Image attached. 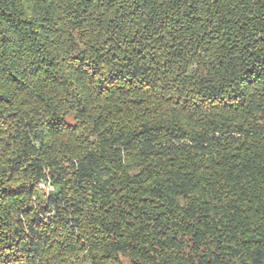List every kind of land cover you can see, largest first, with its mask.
<instances>
[{"label":"trees","instance_id":"16d2710c","mask_svg":"<svg viewBox=\"0 0 264 264\" xmlns=\"http://www.w3.org/2000/svg\"><path fill=\"white\" fill-rule=\"evenodd\" d=\"M0 264H264V0H0Z\"/></svg>","mask_w":264,"mask_h":264},{"label":"rangeland","instance_id":"374dc122","mask_svg":"<svg viewBox=\"0 0 264 264\" xmlns=\"http://www.w3.org/2000/svg\"><path fill=\"white\" fill-rule=\"evenodd\" d=\"M41 186H42L46 191H48V190H52V189H53V187L50 186L49 184H41Z\"/></svg>","mask_w":264,"mask_h":264}]
</instances>
